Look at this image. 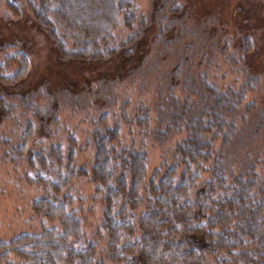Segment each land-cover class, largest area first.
I'll return each instance as SVG.
<instances>
[{
	"label": "rangeland",
	"instance_id": "rangeland-1",
	"mask_svg": "<svg viewBox=\"0 0 264 264\" xmlns=\"http://www.w3.org/2000/svg\"><path fill=\"white\" fill-rule=\"evenodd\" d=\"M121 3L100 60H82L90 51L65 34L73 25L48 17L50 0H0V239L48 225L34 203L58 176L93 235L102 195L92 201L78 170L90 173L108 130L109 146L143 152L145 178L196 136L208 143L201 177L218 162L264 187V0H124L123 12Z\"/></svg>",
	"mask_w": 264,
	"mask_h": 264
},
{
	"label": "trees",
	"instance_id": "trees-1",
	"mask_svg": "<svg viewBox=\"0 0 264 264\" xmlns=\"http://www.w3.org/2000/svg\"><path fill=\"white\" fill-rule=\"evenodd\" d=\"M50 1L53 11L49 8L48 17L58 26L73 25L70 34L63 33L80 44L77 52L90 51L77 58L100 60L98 45L109 38L117 2H122L123 12L124 0ZM35 17L47 29L44 17ZM135 42L129 40L131 45ZM107 133L97 138L90 173L86 165L78 170L94 184L92 201L102 195L101 220L93 235L84 232L85 208L71 207L69 185L61 191L68 179L58 176L34 203L35 213L48 225L39 232L0 239V263L264 264V187L254 190L256 179L248 169L226 174L216 162L213 174L201 177L208 143L189 135L191 141L177 147L178 159L145 178L143 152L109 146L117 133ZM117 158L121 165L112 166ZM65 164L72 176L75 162L70 155ZM39 171L46 173L42 167Z\"/></svg>",
	"mask_w": 264,
	"mask_h": 264
}]
</instances>
